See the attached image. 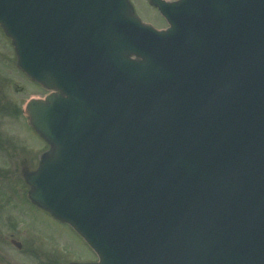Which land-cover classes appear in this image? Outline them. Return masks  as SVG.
<instances>
[{"label":"water","instance_id":"obj_1","mask_svg":"<svg viewBox=\"0 0 264 264\" xmlns=\"http://www.w3.org/2000/svg\"><path fill=\"white\" fill-rule=\"evenodd\" d=\"M0 0L17 66L51 93L33 204L96 263L264 264V0ZM20 247L19 243H15Z\"/></svg>","mask_w":264,"mask_h":264},{"label":"rangeland","instance_id":"obj_2","mask_svg":"<svg viewBox=\"0 0 264 264\" xmlns=\"http://www.w3.org/2000/svg\"><path fill=\"white\" fill-rule=\"evenodd\" d=\"M143 19H158L144 0H131ZM161 24L159 21H154ZM16 67L13 47L0 30V264H67L96 260L93 251L67 225L33 206L27 198L22 169L36 168L45 142L25 116L5 113L12 101L23 106L45 94ZM12 240L21 243L17 248Z\"/></svg>","mask_w":264,"mask_h":264},{"label":"flooded vegetation","instance_id":"obj_3","mask_svg":"<svg viewBox=\"0 0 264 264\" xmlns=\"http://www.w3.org/2000/svg\"><path fill=\"white\" fill-rule=\"evenodd\" d=\"M162 1H180V0H162ZM156 11V10H155ZM157 12V11H156ZM158 13V12H157Z\"/></svg>","mask_w":264,"mask_h":264},{"label":"trees","instance_id":"obj_4","mask_svg":"<svg viewBox=\"0 0 264 264\" xmlns=\"http://www.w3.org/2000/svg\"><path fill=\"white\" fill-rule=\"evenodd\" d=\"M14 111H15V113H17L19 110H17L16 108H14Z\"/></svg>","mask_w":264,"mask_h":264},{"label":"bare ground","instance_id":"obj_5","mask_svg":"<svg viewBox=\"0 0 264 264\" xmlns=\"http://www.w3.org/2000/svg\"><path fill=\"white\" fill-rule=\"evenodd\" d=\"M131 2H132V1H131ZM132 4H135V3H134V2H132V3H131V5H132Z\"/></svg>","mask_w":264,"mask_h":264}]
</instances>
